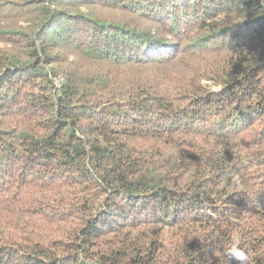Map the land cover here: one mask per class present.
Wrapping results in <instances>:
<instances>
[{
  "label": "trees",
  "instance_id": "trees-1",
  "mask_svg": "<svg viewBox=\"0 0 264 264\" xmlns=\"http://www.w3.org/2000/svg\"><path fill=\"white\" fill-rule=\"evenodd\" d=\"M234 237L264 264V0H0V264Z\"/></svg>",
  "mask_w": 264,
  "mask_h": 264
},
{
  "label": "clouds",
  "instance_id": "clouds-1",
  "mask_svg": "<svg viewBox=\"0 0 264 264\" xmlns=\"http://www.w3.org/2000/svg\"><path fill=\"white\" fill-rule=\"evenodd\" d=\"M224 264H251L254 253L240 246L239 238L234 237L224 249L218 253ZM212 264V261H209Z\"/></svg>",
  "mask_w": 264,
  "mask_h": 264
},
{
  "label": "rangeland",
  "instance_id": "rangeland-1",
  "mask_svg": "<svg viewBox=\"0 0 264 264\" xmlns=\"http://www.w3.org/2000/svg\"><path fill=\"white\" fill-rule=\"evenodd\" d=\"M22 25H24V23H21Z\"/></svg>",
  "mask_w": 264,
  "mask_h": 264
}]
</instances>
